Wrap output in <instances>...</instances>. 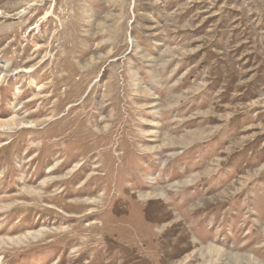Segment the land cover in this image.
<instances>
[{
	"label": "rangeland",
	"instance_id": "obj_1",
	"mask_svg": "<svg viewBox=\"0 0 264 264\" xmlns=\"http://www.w3.org/2000/svg\"><path fill=\"white\" fill-rule=\"evenodd\" d=\"M0 12V264H264V0Z\"/></svg>",
	"mask_w": 264,
	"mask_h": 264
},
{
	"label": "bare ground",
	"instance_id": "obj_2",
	"mask_svg": "<svg viewBox=\"0 0 264 264\" xmlns=\"http://www.w3.org/2000/svg\"><path fill=\"white\" fill-rule=\"evenodd\" d=\"M2 15V13L0 12V16ZM48 16L49 15H45V17H44V20L45 19H47L48 18ZM43 21V20H42ZM41 21V22H42ZM38 28V25H36V26H34V27H32L31 28V30H34V29H37ZM30 71H25V73H29ZM33 126V125H32ZM21 127H22V129H25V128H29V125H24V124H22L21 125ZM31 129V128H30ZM30 239H31V241H35V240H37L38 238H39V235H30Z\"/></svg>",
	"mask_w": 264,
	"mask_h": 264
}]
</instances>
